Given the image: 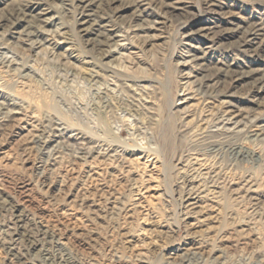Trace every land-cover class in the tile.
I'll list each match as a JSON object with an SVG mask.
<instances>
[{
    "label": "rangeland",
    "instance_id": "1",
    "mask_svg": "<svg viewBox=\"0 0 264 264\" xmlns=\"http://www.w3.org/2000/svg\"><path fill=\"white\" fill-rule=\"evenodd\" d=\"M138 1H98L122 44L111 57L115 41L101 52L80 36L78 0L0 3V62L17 61L0 93L20 112L0 123V264H48L42 245L68 264H190L196 240L194 264H264V215L253 213L264 197L245 192L252 180L264 193V51L244 46L247 30L264 43V0H147L143 17ZM20 2L57 17L47 41L26 37ZM43 130L57 133L48 148L32 138ZM200 160L221 183L219 202L204 199L219 212L205 223L184 215L183 168ZM14 223L40 240L30 246L23 232L18 258L5 248Z\"/></svg>",
    "mask_w": 264,
    "mask_h": 264
},
{
    "label": "bare ground",
    "instance_id": "2",
    "mask_svg": "<svg viewBox=\"0 0 264 264\" xmlns=\"http://www.w3.org/2000/svg\"><path fill=\"white\" fill-rule=\"evenodd\" d=\"M4 1L5 0H0V3H4ZM98 1L99 0H78V6L76 7L78 9H77V11L75 10L76 12L74 13V23L76 25V28L78 29V32H79L80 36L85 38L86 42H89L94 47L99 49L101 52L104 50V46L108 45V43H110L112 41H115L113 43V45L115 44L114 45L115 47L113 49H111L110 51H107V53L103 52L105 57H111L113 55V53L117 50L116 47L117 46L120 47L122 44L121 43L119 44V42H118L117 38L119 37V34L117 32V29L116 28H110L109 21L107 22L106 18H104L103 16H100L98 14L97 9H96L99 6L98 5ZM145 1H147V0H139L138 2H136L137 6L135 8H136V12H138L137 16L143 17L144 15H149L150 14L146 10V8H144V9L142 8L143 3ZM149 1H151V0H149ZM168 5L170 6V4H168ZM65 7H66V5H63L62 9L60 10L62 13H64V12L66 13L67 11H69V9L65 8ZM14 9L16 10V12H18L19 15H21L18 18L17 23L19 24V23L26 22V23H28V25L31 28V29L29 28L30 31L28 30V32L24 33L25 35H27L26 37H28V36L30 37L31 36V37L36 38V40L33 41L36 44L43 43L44 41H47L46 35L49 32H47L48 30L45 29V26L55 25L56 23H54V22H55V19H57V17H46L49 14V12H50V8H47V7L39 8V6L37 5L36 2H31V3L28 2V3H25V4L20 2L19 4L15 5ZM8 17H10V16H8ZM2 21H3L2 17H0V25H1ZM60 28L61 27H59V29ZM210 28H212V27H209L206 31H203L204 32L203 33L204 36L207 37L211 33V29ZM59 31H61V30H59ZM63 33H64V31H63ZM254 33L255 32L253 30H247L246 31V35H245V39H244V46L247 49L246 48L245 49L248 50V48H251L255 52L264 51V43L263 42H260L262 45L261 44H257V42H255V41L252 42L253 39H255V37H256V36L255 37L253 36V35H255ZM67 38H69V37H67ZM67 41H69V40L67 39ZM4 44H6V43H4ZM2 46L7 47L6 45H2ZM192 56H193V60H199V61L205 57V55L204 56L203 55L200 56V55H195V54H193ZM4 58H5V56H4ZM15 61L10 60L8 58L3 60V61H1L0 62V73H2V72L5 73L6 77L8 75L12 76L13 74H15L14 73V69H13V65L15 64L14 63ZM16 63H17V61H16ZM19 68H20V66H19ZM21 72L23 73L24 71L21 70ZM262 73H263L262 77H261L262 78V80H261L262 81L261 82V86L262 87L260 88V91L262 89H264V72H262ZM24 75L22 77H24V79H26L25 77H27V76H24ZM91 77L95 78L97 76L96 75H94V76L91 75ZM0 80H1V77H0ZM22 81H20L21 82V88L24 89V88L27 87V85H26L25 81L24 82H22ZM0 84H2V83H0ZM10 96L11 95L8 96V94L6 95L4 93L3 94L0 93V123H2V124H5L6 122L11 121V120H15L16 118L18 119L17 114L20 113V112H15V111L10 110V109L8 110V108L6 107V106L10 105L9 102H8L10 100V99H8ZM22 119H24V118L22 117ZM225 119L227 120V122L232 120L231 117H227ZM223 127L225 128L224 124H223ZM43 131L44 132L42 134L34 133L32 135V138L35 141L42 143L41 145L44 148H48L50 146V144H52L53 142H56V139L53 138V137H57V133L53 134L51 137H48L47 140H44L45 139L44 138L45 137L44 133L46 131L45 130H43ZM228 131H230V130H228ZM245 132H247L248 135H249V132L247 130ZM227 133H228L227 131L225 133H220L219 136L226 135ZM213 142L215 143L216 141H213ZM213 146H215V145H213ZM233 150H236V153H237L238 157L241 158V160H243L246 157V155H247V153L244 150H241V148L239 149V147H234ZM92 153L90 152L89 156H91ZM114 153H116V151ZM115 155L116 154H113L112 151H109L108 153H105L104 157L105 158L107 157L106 159H109L111 157H114ZM56 158H58V157H56ZM113 160H114V158H113ZM54 161H56V159ZM113 163H114V161H113ZM204 165H205L204 162L202 160H200L199 162H193V165L191 166V168L190 167L187 168V169L183 168L184 171H186V173L187 172L191 173L190 180H189L191 182V186H190L191 188L189 190V193L187 192L188 193V197H187V200H186L187 205H186V208H185V211H184L185 212L184 215H185V217L187 219H189V217H191V216L196 215L194 220H196L197 223L198 222L205 223L207 220H209L210 217H211V219H217V215L219 214V212H217L215 215H213L214 212L211 213L212 215L207 213L208 208H207V206H206V204L204 202L205 201L204 199H209V200H213L214 202H219V193H220L219 190L221 189V186H219V185L221 183L217 180L218 178L214 179L215 175H212V176L210 175L209 170ZM185 167H186V165H185ZM93 171H95V170H93L91 168L90 172H93ZM190 171L195 172V173H192ZM197 177H199V178H197ZM192 182H193V184H192ZM253 182H255V181L248 180L246 182L247 184L245 185V192L248 195H250V197L253 198V199H259L260 197L261 198L264 197V193L261 190H260L261 192H258L259 188ZM240 187H242V186H240ZM246 193H245V195H246ZM253 199H251V200L253 201ZM98 201L94 199V200H92V204L94 206H97L98 203H99ZM259 203H260V201H259ZM260 205H263V204L260 203ZM253 207H254V205H253ZM206 209H207V211H206ZM253 213H255L256 215H258V214L259 215H261V214L264 215V212L261 211L260 207L257 208V211H254ZM19 221L23 222V220H21V219ZM191 224H193V223H190V225ZM207 229H208L207 231H209V230L212 231L211 227L210 228L208 227ZM247 229L248 230H250V229L252 230L253 229L252 225L251 224H247ZM23 232H24L25 236L28 237L27 240L29 241V244H31L30 246H35L36 247L40 243V240L34 238L30 234V231L28 230V228L25 225H23V224L19 225L18 223H14V225L8 231L7 239H6V237H4V238L7 240L6 241L7 243H5V245L9 244L8 247L5 246V248H7L9 250L16 251V253H13V256L17 255V258L19 257V255H21V252L19 251L20 248L18 246V244L20 242H18V241L21 239L20 235L21 234L23 235ZM212 232H208V234H210ZM37 238H39V237H37ZM44 240H46V239H44ZM200 244L201 243H198L197 240H196V243L193 244L195 246V248H194V250H191V252L189 254V258L185 260L186 262H189L190 264H194V263H196V261H198L200 259V257H198L200 255V251H198V249L200 247ZM42 246H41V250H42V252H45V253H42V255H43L44 259L47 260L48 264H68V259L66 257H63L62 255H56L52 251H50L49 248H44L45 246L44 247H42ZM55 246H56V244H55ZM20 247H22V246L20 245Z\"/></svg>",
    "mask_w": 264,
    "mask_h": 264
}]
</instances>
